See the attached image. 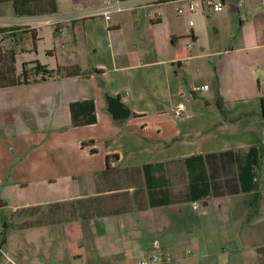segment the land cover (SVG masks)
<instances>
[{
  "label": "crops",
  "instance_id": "obj_1",
  "mask_svg": "<svg viewBox=\"0 0 264 264\" xmlns=\"http://www.w3.org/2000/svg\"><path fill=\"white\" fill-rule=\"evenodd\" d=\"M13 1L0 0L5 34L23 36L18 45L32 51L30 35L38 49L45 28L53 27L50 60L42 65L90 73L0 88V199L3 206L20 199L10 205L13 216L83 198L108 208L112 200L116 208L127 202L129 210L85 220L127 223L119 239L125 264H137L145 253L139 241L148 234H170L154 242L163 255L200 249L185 233H208L217 211L246 226L264 218L263 184L245 193L240 180L250 149L264 146V0H223L220 12L184 16L173 0H141L140 9L114 12L109 20L104 0H56L57 14L24 16ZM18 5L50 8L49 0ZM108 98L120 99L130 117L115 120ZM82 101L94 102L97 123L74 126L70 105ZM180 104L185 111L178 118ZM147 177L160 182L154 194L171 204L150 206ZM79 184L85 192L75 194ZM146 212L148 220L133 224L130 216ZM69 223L15 227L35 230L29 249L36 256H76L82 236ZM253 247L260 264L264 238Z\"/></svg>",
  "mask_w": 264,
  "mask_h": 264
},
{
  "label": "rangeland",
  "instance_id": "obj_2",
  "mask_svg": "<svg viewBox=\"0 0 264 264\" xmlns=\"http://www.w3.org/2000/svg\"><path fill=\"white\" fill-rule=\"evenodd\" d=\"M172 5L177 6L176 4ZM45 29L46 39L38 40V49L34 45V37L30 35L32 51H25L23 44L20 43L18 45L21 38V40L25 41L23 36L16 37V39L11 35L5 34L6 32H3L5 29L0 27V33H3L0 36V46L5 52L16 51V64L21 72L24 63L31 61L33 58L39 60L41 64H47L49 62L50 55L46 50L53 49L50 35L53 27ZM37 52L39 57H37ZM263 165L264 159L262 160L261 166L256 169V177L259 184L262 183L264 176ZM73 192L75 194L77 192L84 193L85 188L79 184L78 191L75 189ZM12 200L6 201L4 203L6 205L0 207V245L5 238L4 246H0V264H12V262H21L23 264V262L29 260H31V264H116L117 261V264H125L123 254H120L121 247L119 239L121 233H124L122 228L127 223L120 218L99 219L97 220L98 223L85 220H77L69 223L68 225H71L70 227L73 228L71 230L72 233L77 231L81 232V246L76 251L78 253L74 252L78 255L66 256L65 252H60L59 254L55 252L53 254L51 252L49 253V257L46 258L36 256L35 252L29 249L35 237L32 234L35 233L33 232L35 230H19L15 227L23 219H18L13 216V208L10 207L11 204H16L20 199L17 197ZM186 207L189 210L190 204H187ZM201 207L202 209L200 211L203 210L202 204ZM63 210L67 211L69 207L62 209V213L65 212ZM42 211H45V207H43ZM142 215L144 216H139V214L130 216L134 219L133 224H137L136 222L138 219H141L140 217H142L143 221L148 220L151 212H146ZM213 216L216 217V221L208 227L211 229L208 233H194L193 235L185 233V236L190 237L193 243H197L200 249L194 247L185 248L181 251L179 249L177 250L179 252L171 255V261L166 263L161 261L156 264H257V254L254 251L253 243L259 242L261 238H264V218H256L254 221L250 219V226H246L245 224L237 223L236 219L229 215H222L218 211ZM99 227L100 229H98ZM169 237L170 234L167 232L146 235L144 239L139 241L144 246L145 253L137 257L136 263L139 264L142 260H148L153 255L162 256V250L155 249L154 242L156 240L164 242ZM93 247L96 248L94 253L92 252ZM114 253L119 256H111Z\"/></svg>",
  "mask_w": 264,
  "mask_h": 264
},
{
  "label": "trees",
  "instance_id": "obj_3",
  "mask_svg": "<svg viewBox=\"0 0 264 264\" xmlns=\"http://www.w3.org/2000/svg\"><path fill=\"white\" fill-rule=\"evenodd\" d=\"M15 13L19 16L24 15H39V14H57L58 7L56 0H49L50 8L39 9V10H29L26 8H20L18 5V0H14ZM8 31H3L4 33ZM12 36V35H11ZM16 51H4L0 46V88L15 87L22 84L35 83L37 81H45L50 78H69L89 76V72H83L79 66L70 67H58L57 69L51 70L48 66L42 65L39 61L31 62L25 64L23 68L22 75H17L16 69ZM97 71V70H96ZM99 72V71H97ZM262 101V119L264 123V97L261 98ZM73 124L74 126H84L92 125L97 123L96 109L93 101H82L72 103L70 105ZM264 156V146H254L250 149L246 162L241 169L240 180H241V190L245 193L254 192L258 188L259 182L256 181V169L261 166L262 158ZM110 165L109 169L110 170ZM146 171V166L144 167ZM108 172V171H107ZM158 180H150L147 177L146 187L149 195V204L151 207L164 206L171 203H163L159 200V197L154 194L159 185ZM264 186V177L263 182ZM192 189V188H191ZM262 198L258 194L257 201ZM111 207H104V204L100 200L91 199H75L71 201L59 202L45 206L31 207L27 209L20 210L14 215L18 219H23L22 222L18 223L19 228H34L43 225H56L69 223L77 220H89L95 217L103 218L108 215L118 214L129 210L126 202L121 207H115V203L111 201ZM167 202V201H166ZM45 207V211L43 210ZM69 207V210H63ZM42 209V210H41ZM5 244V238L1 242V247ZM260 252V264H264V247L259 249Z\"/></svg>",
  "mask_w": 264,
  "mask_h": 264
},
{
  "label": "built area",
  "instance_id": "obj_4",
  "mask_svg": "<svg viewBox=\"0 0 264 264\" xmlns=\"http://www.w3.org/2000/svg\"><path fill=\"white\" fill-rule=\"evenodd\" d=\"M141 0H104V8L102 14L109 20L114 12H123L125 10H137L141 6L137 4ZM177 4L176 12L178 16H184L186 14L195 15L199 12H203L205 8L211 9L214 12L222 11L224 7L223 0H173ZM149 16V14H147ZM190 25L193 26L194 22L191 21ZM208 86H204L203 89H208ZM185 111V105L180 104L176 111V116L180 118ZM194 208H197V202L193 203ZM172 260V256L169 253L164 255H153L148 260H142L139 264H156L161 261L168 262Z\"/></svg>",
  "mask_w": 264,
  "mask_h": 264
},
{
  "label": "water",
  "instance_id": "obj_5",
  "mask_svg": "<svg viewBox=\"0 0 264 264\" xmlns=\"http://www.w3.org/2000/svg\"><path fill=\"white\" fill-rule=\"evenodd\" d=\"M109 112L113 118L117 121L124 120L130 117L131 112L123 105V103L118 98H108ZM3 203L0 199V207Z\"/></svg>",
  "mask_w": 264,
  "mask_h": 264
}]
</instances>
